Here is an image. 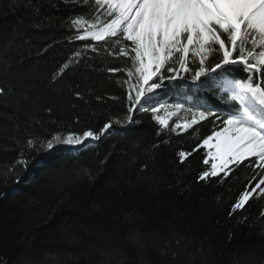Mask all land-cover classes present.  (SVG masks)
Instances as JSON below:
<instances>
[{
	"label": "trees",
	"instance_id": "obj_1",
	"mask_svg": "<svg viewBox=\"0 0 264 264\" xmlns=\"http://www.w3.org/2000/svg\"><path fill=\"white\" fill-rule=\"evenodd\" d=\"M104 11L94 0H0V262L264 264V195L233 208L259 182L255 158L200 179L211 172L203 140L236 107L215 74L193 83L192 72H181L129 113L136 80L119 48L130 51V43L76 39L84 32L71 25L77 16L103 21ZM220 59L213 53L207 64ZM225 76L264 83L242 66ZM162 101L215 115L173 131L181 118L168 128L153 118L152 105ZM109 122L95 144L46 146ZM182 151L191 153L183 161Z\"/></svg>",
	"mask_w": 264,
	"mask_h": 264
},
{
	"label": "snow or ice",
	"instance_id": "obj_2",
	"mask_svg": "<svg viewBox=\"0 0 264 264\" xmlns=\"http://www.w3.org/2000/svg\"><path fill=\"white\" fill-rule=\"evenodd\" d=\"M94 3L97 8L105 9L106 19L101 21L97 17L95 22L83 16L72 19V27L84 32L75 38L91 37L105 42L115 38L117 43L130 42V51L126 47L119 48V53L132 61L127 69L128 77L136 80L135 85L129 87L128 99L133 105L129 107V113L142 101L149 103L150 94L162 87L165 78L171 81L181 78V72H192L191 79L195 83L215 74L211 79L225 90L237 110L223 120L220 130L203 140L210 157L204 163H211V172H203L200 179L221 173L227 175L231 165L255 158L253 162L262 172L259 182L244 191L233 208H243L257 191L264 195V83H256L251 76L241 80L225 76L237 66L264 76V0H94ZM92 50L96 51V48ZM217 52L221 54L220 61L207 64L210 56ZM190 58L198 62L195 70L189 67ZM67 67L65 64L64 68ZM109 70L120 71L118 68ZM162 110L164 116L154 115L153 118L163 128L169 127L170 118L177 112L191 114L189 121L176 123L173 131L187 130L200 120L215 115L203 105L186 108L177 103L152 108L153 113ZM127 120H132L131 115ZM111 127L109 122L99 133L87 130L81 135L69 134L64 138L57 135L46 141V146L52 150L58 144L82 145L89 139L99 140ZM28 144L32 146L33 141L29 140ZM190 155L183 151L179 153L182 161Z\"/></svg>",
	"mask_w": 264,
	"mask_h": 264
},
{
	"label": "rangeland",
	"instance_id": "obj_3",
	"mask_svg": "<svg viewBox=\"0 0 264 264\" xmlns=\"http://www.w3.org/2000/svg\"><path fill=\"white\" fill-rule=\"evenodd\" d=\"M155 94V93H154ZM154 94H150V96L152 97ZM142 103H143V101H142ZM160 106H158L157 108H159ZM154 114H159L160 116H164L165 115V112L162 110L160 113H154ZM179 118H181V120H179ZM192 118V116L191 115H189L188 113H185V112H183V111H179V112H177V114L175 115V116H172L171 118H170V120L169 121H171V120H174V121H177V120H179V123H183V122H185V121H189L190 119ZM201 121V120H200ZM199 121V122H200ZM96 140H92V139H89V140H86L85 142L87 143V145L88 144H91V143H94ZM84 142V143H85ZM76 147H78V146H73V145H67L65 148L66 149H74V148H76ZM207 150H208V152H209V149L207 148V147H205ZM207 159H210V157L208 156L207 157ZM206 166L209 168V170L211 171V163H208V164H206Z\"/></svg>",
	"mask_w": 264,
	"mask_h": 264
},
{
	"label": "bare ground",
	"instance_id": "obj_4",
	"mask_svg": "<svg viewBox=\"0 0 264 264\" xmlns=\"http://www.w3.org/2000/svg\"><path fill=\"white\" fill-rule=\"evenodd\" d=\"M131 123H132V121H131ZM131 123H130V125H131ZM107 137H108V134L105 135L104 139L107 138ZM70 150H71V149H70Z\"/></svg>",
	"mask_w": 264,
	"mask_h": 264
},
{
	"label": "clouds",
	"instance_id": "obj_5",
	"mask_svg": "<svg viewBox=\"0 0 264 264\" xmlns=\"http://www.w3.org/2000/svg\"><path fill=\"white\" fill-rule=\"evenodd\" d=\"M91 144H94V143H91ZM83 145H84V146H86V145H87V143L85 142ZM88 145H89V144H88Z\"/></svg>",
	"mask_w": 264,
	"mask_h": 264
}]
</instances>
